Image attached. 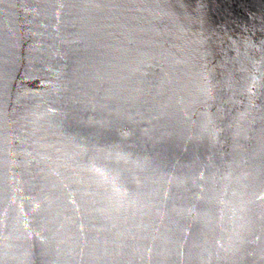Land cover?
<instances>
[{"label":"water","instance_id":"water-1","mask_svg":"<svg viewBox=\"0 0 264 264\" xmlns=\"http://www.w3.org/2000/svg\"><path fill=\"white\" fill-rule=\"evenodd\" d=\"M0 264H264V0H0Z\"/></svg>","mask_w":264,"mask_h":264}]
</instances>
